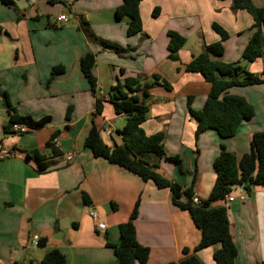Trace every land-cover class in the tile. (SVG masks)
<instances>
[{
  "label": "crops",
  "instance_id": "1",
  "mask_svg": "<svg viewBox=\"0 0 264 264\" xmlns=\"http://www.w3.org/2000/svg\"><path fill=\"white\" fill-rule=\"evenodd\" d=\"M9 1L11 5L0 0V149L11 153L0 157V264H41L54 249L65 255L66 264H117L108 244L120 242L119 225L129 219L138 199L135 226L138 242L150 248L146 264H180L188 255H195L201 264H216L213 254L218 245L194 251L201 231L190 213L172 202L169 188H159L96 157L83 142L94 124L104 143L122 144L114 132L125 125L121 126L124 115L116 113L110 89L126 77L150 82L156 75L172 85L170 90L162 85L149 89V112L142 124L147 135L165 133L166 155L160 159L159 171L184 187L195 178L194 194L205 200L216 181L214 161L223 141L215 129L195 137L198 123L189 107L203 108L211 83L200 73L188 72L186 66L221 39L213 23L230 35L224 54L214 59L240 61L254 32L253 16L233 10V0H141L143 32L129 36L128 19L115 13L123 0ZM252 2L264 7V0ZM156 8L159 14L154 16ZM62 14L68 21L58 19ZM169 31L187 39L178 60L169 58ZM101 40L132 50L117 54L103 48ZM87 52L96 55L95 92L80 66ZM242 64L264 73V55ZM59 65L64 71L51 78L52 68ZM228 92L244 96L256 110L234 137L224 141L240 158L250 151L252 135L264 132V83L234 86ZM6 98L18 115L35 120L49 117V121L40 128L16 124L25 130L6 132L10 121ZM106 129L111 133L107 135ZM36 150L45 169L32 153ZM72 153L74 158L69 160ZM174 156L180 157V164L171 159ZM242 190L244 201L238 197ZM230 194L234 201L220 200L215 205L228 208L238 249L235 264L263 261L264 186L247 191L235 185ZM98 223L105 228L99 229Z\"/></svg>",
  "mask_w": 264,
  "mask_h": 264
},
{
  "label": "trees",
  "instance_id": "2",
  "mask_svg": "<svg viewBox=\"0 0 264 264\" xmlns=\"http://www.w3.org/2000/svg\"><path fill=\"white\" fill-rule=\"evenodd\" d=\"M9 5V0H2ZM141 0H123V3L116 8L117 18L126 17L128 19L127 34L129 36L143 32V23L140 14ZM233 10H246L254 19L252 29L254 30L247 43L241 60L237 62H224L214 59L224 54V42L229 38V33L218 23H213V29L220 35L218 42L209 44L200 54L194 56L187 64L188 72L200 73L211 83V89L207 100L200 110L189 107L192 116L197 120L195 131L196 139L200 134L208 129L217 130L222 139L221 151L215 158L214 168L216 171V181L209 196L200 203H195L193 179L190 187H184L180 183L172 180L159 171L160 159L166 155L164 132H157L147 135L142 124L145 122L149 112L147 98L149 89L156 85H162L171 89L172 85L154 76L150 82H142L134 77H126L119 81L110 89L109 100L114 105L116 113L125 117V125L117 130L121 136L122 144L109 146L102 140L100 130L96 125H92L88 134L84 138V147L92 151L96 157L107 159L110 163L124 167L137 174L144 181H153L159 188H169L172 194V202L182 210L190 213L195 225L201 231V239L195 246L194 251L204 249L213 245H218L214 251L213 258L216 264H235L238 255L237 246L230 232V221L228 208L225 205H215L216 201L225 200L226 195L232 191L235 185L243 186L247 191L252 186H264V132H255L251 138V148L238 158L226 147L225 140L236 135L240 124L251 120L255 115V107L244 96L230 94L228 91L234 86H250L264 83V73L257 74L248 70L242 62H254L264 55L263 27H264V7L256 6L252 0H233ZM159 9L153 11L157 16ZM92 36L99 38L91 31ZM169 58L179 59V50L186 43V37L176 31H169ZM105 49H110L117 54H123L132 50L130 47H121L110 41L101 40ZM96 62V55L87 52L80 59V66L84 76L90 83L92 92L96 91L97 78L93 74V66ZM64 71V67L59 65L52 68L51 78ZM7 106L10 110V121L6 125L5 131H14V124H23L30 127L40 128L44 126L49 117L35 120L30 116H20L6 98ZM191 101L189 102V104ZM71 106L68 107L66 117H70ZM97 112H101L99 101ZM59 130L55 131L52 138H55ZM52 146V143H48ZM54 152H56L54 150ZM34 156L39 160L40 168L45 169L46 164L39 152L33 151ZM177 164L181 163L179 156L171 157ZM85 201L87 198L85 197ZM138 199L129 219L119 225L120 242L118 244H108L114 250L117 264H146L150 255V248L140 244L137 240L135 219L138 216ZM43 241L40 245H43ZM188 253V251H185ZM41 264H66L65 255L57 249L48 252ZM175 264V263H170ZM180 264H201L195 255H188ZM254 264H264L263 261Z\"/></svg>",
  "mask_w": 264,
  "mask_h": 264
},
{
  "label": "built area",
  "instance_id": "3",
  "mask_svg": "<svg viewBox=\"0 0 264 264\" xmlns=\"http://www.w3.org/2000/svg\"><path fill=\"white\" fill-rule=\"evenodd\" d=\"M58 19L61 20V21H68V16L65 15V14H62V15H60L58 17ZM13 129L16 130V131L25 130V128H21L19 125H16V124L13 126ZM105 133L107 135L110 134L111 133L110 129H106ZM10 154L11 153L9 151H7L5 149H0V157H8V156H10ZM74 155H75V153L70 154L68 156V159L72 160L74 158ZM238 197H239L240 200L244 201L246 199L245 191L242 190L240 192V194L238 195ZM226 199L228 201H234L235 196L229 193L228 195H226ZM193 200H194L195 203H200L201 202V200L196 195L194 196ZM91 215L94 218H97V216H98L97 212H95V211H92ZM98 228L103 230L105 228V224L104 223H98ZM38 239H39L38 235H35L34 236V241H37Z\"/></svg>",
  "mask_w": 264,
  "mask_h": 264
},
{
  "label": "rangeland",
  "instance_id": "4",
  "mask_svg": "<svg viewBox=\"0 0 264 264\" xmlns=\"http://www.w3.org/2000/svg\"><path fill=\"white\" fill-rule=\"evenodd\" d=\"M121 122H122L121 126H123L125 124V117L121 120ZM114 133H115L114 135H117V132H114Z\"/></svg>",
  "mask_w": 264,
  "mask_h": 264
}]
</instances>
